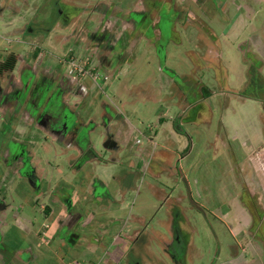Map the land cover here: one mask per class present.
<instances>
[{
    "label": "rangeland",
    "instance_id": "obj_1",
    "mask_svg": "<svg viewBox=\"0 0 264 264\" xmlns=\"http://www.w3.org/2000/svg\"><path fill=\"white\" fill-rule=\"evenodd\" d=\"M11 56L13 66L2 64ZM69 56L98 77L70 76ZM53 94L83 125L75 138L24 106ZM11 139L32 152L46 184L73 187L80 216L73 241L58 247L66 264H264V196L245 198L249 167L242 159L236 169L264 143V0H0V193L6 221L16 211L30 217L34 263L44 258L33 249L45 247L41 229L66 221V206L45 218L42 192L8 189L2 179L17 174L3 166ZM82 143L94 152L84 163ZM124 171L134 175L122 207L103 196L94 213L92 183L116 195L113 176ZM254 182L264 194V180ZM116 237L129 247L112 257L106 246ZM22 239L12 228L3 237L16 248ZM57 252L42 264H63Z\"/></svg>",
    "mask_w": 264,
    "mask_h": 264
},
{
    "label": "flooded vegetation",
    "instance_id": "obj_2",
    "mask_svg": "<svg viewBox=\"0 0 264 264\" xmlns=\"http://www.w3.org/2000/svg\"><path fill=\"white\" fill-rule=\"evenodd\" d=\"M110 44H111L110 46L111 48L117 47V44L119 45L120 41L117 44L115 43H110ZM88 45L89 44H87V46ZM54 94L52 96H48L46 99L39 98L37 99L36 102L31 101L28 104L24 103V106L25 108L33 110L32 112L34 113L35 120L37 121L38 124H42L46 126L48 125L49 122L52 123V121H56V126H54V124L50 125L53 131H58L60 133L59 136L64 135L75 138L77 134L80 132V130L83 128V125H81V123H79L78 120L76 119L75 110L69 108V106H67L62 99L59 100L54 99L55 96ZM20 106L21 103H18V105L14 104L13 109H17ZM86 143L81 144L82 146H81L80 155L79 157L76 158V160L81 158L80 163H84L86 161L85 159L94 155L93 150L89 147V145L87 146ZM7 149L9 151L10 158L9 160H6L5 158L3 159V166L5 165L4 162H6V164L10 165L8 167L12 166V173L16 172L17 173L16 175L18 176V178L15 179L16 175L13 174L11 178L2 179L6 182L9 181L10 184L8 183L9 184L8 189H10L11 186L15 188L16 183L21 186H23V184L25 183H28L32 187L31 193L34 194L33 195L34 197L36 196V194L39 195V193L42 192L44 194V200L46 202L41 204V207L44 206L45 204L44 208H42V210L45 213H47L45 214V218H48V214L51 212L56 213V211H60L58 210L59 205L65 204L66 208L64 211L66 215L65 216L62 215V218L67 217L66 221L63 220L61 222L59 219L57 220L58 225L55 224V227L50 229H49V225L45 223L44 227L41 229V232L44 234L46 239L45 241L46 246L48 244L49 245L54 244L56 246L54 245L53 246L56 247V249H58L59 247L60 250H62V246L65 245L63 244L64 242L69 244L71 240L73 241V236L70 235L72 233H75L73 232L75 231L74 229L75 226H72L73 225L72 223L76 222L77 215L78 217L80 216V214L76 212L74 203H72V199H71L73 187L71 185H66L64 182H62L59 179H56V182L54 183L46 184L47 180H45V182L43 181L44 176L39 173V168H37V165L35 164V162H33L32 152L26 151L25 145H23V143L19 139H11L8 143ZM16 161H18L17 167L14 166ZM39 175L42 176V178H40ZM94 178H96L97 184L105 187L97 176ZM94 184L95 181L94 183H92V188H91V193L93 196L107 194V191L104 193L99 192V194H97L96 189L94 188L95 187ZM6 196L7 193H0V209H1L0 264H14L13 263L14 261L15 264H31L32 237H31V230L28 229L29 226H27V224H31L30 217H28L25 211L22 212L16 211L11 214L12 220L6 221L5 215L7 214V210L9 209L8 203L5 201ZM30 197L31 196H29V199L34 200V197L33 198ZM24 217L28 219L27 222L26 220L25 221L22 220L21 222H18V218L24 219ZM10 228L16 230V233L20 237H23L22 240H24V244H21L16 248L10 242H6V240L3 241V237H6L7 232L8 230H10ZM17 259L20 262L17 263L16 262ZM133 263L137 264V261H133L132 264Z\"/></svg>",
    "mask_w": 264,
    "mask_h": 264
},
{
    "label": "crops",
    "instance_id": "obj_3",
    "mask_svg": "<svg viewBox=\"0 0 264 264\" xmlns=\"http://www.w3.org/2000/svg\"><path fill=\"white\" fill-rule=\"evenodd\" d=\"M129 56L130 55H126L125 57H128V59H129ZM124 56H122V59L124 60V58H125ZM112 62V60H111V58L109 59V60H107V62L106 63H111ZM119 65V64H118ZM117 67V66H116ZM104 71V70H103ZM97 73V72H96ZM106 75V74H105ZM107 76V75H106ZM107 78V77H106ZM108 118V117H107ZM161 117H159V119H160ZM169 134V133H168ZM111 136L110 137H114V134H110ZM109 141H113V145L112 146H114L116 143H115V141L111 138V139H109ZM250 143V145L252 144L251 143V141L249 142ZM187 146V145H186ZM244 160V162H245V165H246V167H249V169L247 170V172H248V181H246V180H244V181H242V186L244 187V189H243V195L245 196V198H247V199H249L250 201H252V199H250V197H252V196H255L256 197V199L258 200V202L259 203H261V200H262V198H263V196H264V194L261 192V191H257L255 188H254V185H255V182H254V180L256 179V178H262L263 180H264V143L261 145V147L259 148V147H257V148H253V144L251 145V149H250V147H249V149L247 150V151H244L243 153H242V155L238 158V159H236L237 160V162H236V169H237V172H238V174L239 173H241L242 172V166L240 165V163H239V161L241 162V163H243V160ZM239 160V161H238ZM242 160V161H241ZM244 165V166H245ZM90 167V166H89ZM246 167H244V170H246ZM90 170H91V167H90ZM92 174H94V176H97L100 180H101V182L103 183V185L105 186V187H107V184H106V182H105V180L102 178V177H100L99 175H97L96 173H92ZM134 175V173L133 172H131V171H124V172H121L120 174H119V176H113V178H117V181H118V183H119V190H118V192H117V194L115 195V194H112L111 192H108L107 190V194H105V195H97V196H93L92 195V197L94 198V199H91V201L89 202V204H91V208H92V210L94 211V213H95V209H97V205H98V199L97 198H100V197H108V199H109V201H111L112 203H111V205H110V207L109 208H111L112 207V205H114V207H117L115 210H119L121 207H122V205H121V202H122V200H123V197H124V193L126 192V190H127V188L128 187H131V185H130V182H129V180H130V178L132 177ZM250 175H253V177H254V180H253V177H251ZM93 180V179H92ZM122 196V197H121ZM121 197V198H120ZM89 199H90V197H89ZM264 209V208H263ZM113 211V210H112ZM250 213V212H249ZM29 217V216H28ZM111 217H119L118 215H113V216H111ZM255 217L257 218V215H256V213H255ZM113 218V219H114ZM251 218H252V216H251ZM112 219V220H113ZM109 220H111V219H109ZM18 222H21V219H19L18 218ZM27 222V221H26ZM27 224V223H26ZM29 224H27V226H28ZM24 226H26V225H24ZM23 226V227H24ZM127 229V228H126ZM113 233H121V232H119V230H116L115 232H113ZM142 234V233H141ZM144 234V233H143ZM116 235H118V234H116ZM136 240H141L140 239V237L139 238H137ZM64 244V243H63ZM115 244H117V247L115 248ZM54 244H51V245H47L46 246V244H45V247H44V245H42L43 246V248H42V250H41V247L40 248H33L35 251L37 250V251H39V252H41L42 251V254L40 255V256H38V258H41V257H44V258H42L41 260H34V263L32 262L31 264H42L43 263V260H45L46 258H48V259H50V258H52L53 256H54V253H55V251L57 252V257H55V258H58V256L60 255L59 254V251L60 250H58V249H56V247H54V246H56V245H54ZM108 246H110L111 247V249L110 250H112V253L110 254L112 257H116L115 256V254H113V252L115 251V250H119V252H122V253H124L123 251H120V250H124V251H127V248L129 247V244H128V240L125 238H120V237H116V239L115 240H110V243L106 246V249H107V247ZM113 246H114V248H113ZM63 247L64 246H62V249H63ZM113 248V249H112ZM114 250V251H113ZM31 252L33 253V251H32V249H31ZM61 252H62V250H61ZM118 252V251H117ZM33 255V254H32ZM37 256V255H36ZM61 256V258L59 259V261H61L63 264H66V263H64V259H63V257H62V255H60ZM35 257V256H34ZM33 258V257H32ZM54 258V257H53ZM111 261H106V260H104V259H102L101 261H99V264H117V262L119 261V258H116V260H112V259H110ZM36 261V262H35ZM75 262V261H74ZM98 262V261H97ZM129 263L130 264H132V262H130L129 261Z\"/></svg>",
    "mask_w": 264,
    "mask_h": 264
},
{
    "label": "built area",
    "instance_id": "obj_4",
    "mask_svg": "<svg viewBox=\"0 0 264 264\" xmlns=\"http://www.w3.org/2000/svg\"><path fill=\"white\" fill-rule=\"evenodd\" d=\"M66 71L67 73L72 76V77H78V75H81L83 73H88L89 75H91L92 77H98L96 72H94L95 74L92 73L91 70L89 69H84V63L81 62V60H79V58L73 57V56H69L66 59ZM104 78H106L107 76L104 74L103 75ZM76 264H82L80 262H77ZM95 264V263H93Z\"/></svg>",
    "mask_w": 264,
    "mask_h": 264
},
{
    "label": "trees",
    "instance_id": "obj_5",
    "mask_svg": "<svg viewBox=\"0 0 264 264\" xmlns=\"http://www.w3.org/2000/svg\"><path fill=\"white\" fill-rule=\"evenodd\" d=\"M14 57H10V58H6L2 64H6V65H9V66H13L14 65ZM178 120V119H177ZM174 127L178 130L179 129V124H178V121L174 120ZM179 131V130H178ZM189 144V143H188ZM187 147V146H186ZM185 147V148H186Z\"/></svg>",
    "mask_w": 264,
    "mask_h": 264
},
{
    "label": "water",
    "instance_id": "obj_6",
    "mask_svg": "<svg viewBox=\"0 0 264 264\" xmlns=\"http://www.w3.org/2000/svg\"><path fill=\"white\" fill-rule=\"evenodd\" d=\"M106 144H107L108 146H112V145H113V141H109V140H107Z\"/></svg>",
    "mask_w": 264,
    "mask_h": 264
}]
</instances>
